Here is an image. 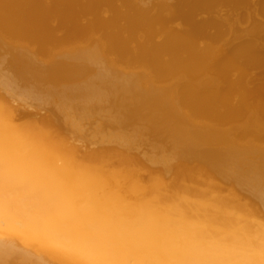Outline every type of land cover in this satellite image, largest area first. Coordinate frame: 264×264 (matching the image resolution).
Masks as SVG:
<instances>
[{"label":"bare ground","instance_id":"6f19581e","mask_svg":"<svg viewBox=\"0 0 264 264\" xmlns=\"http://www.w3.org/2000/svg\"><path fill=\"white\" fill-rule=\"evenodd\" d=\"M9 1L0 0V264H264V126L234 127L209 105L235 91L215 90V75L242 81L264 62V0L136 2L128 32L157 28L167 43L141 57L120 43L119 23L131 19L116 14L121 0H104L115 12L106 20L93 0ZM243 3L256 11L235 40ZM36 7L39 19L12 21ZM89 7L97 36L76 19ZM53 17L65 32L49 34L58 58L42 61L15 40ZM68 37L89 44L69 51Z\"/></svg>","mask_w":264,"mask_h":264},{"label":"rangeland","instance_id":"374dc122","mask_svg":"<svg viewBox=\"0 0 264 264\" xmlns=\"http://www.w3.org/2000/svg\"><path fill=\"white\" fill-rule=\"evenodd\" d=\"M12 1V2H11ZM53 0H45V2H44V0L42 1L43 2V4H50L51 2H52ZM123 1V3L122 4H124L125 6H119L116 10H115V12H116V14H119L120 12H122L123 11V13H127V14H129V11H128V9H130V7H132V6H134L135 5V3L136 2H139V3H141V4H138V3H136V5L138 4V6H140V7H142V4L144 3L145 4V2H146V4H145V6H144V4H143V7H148L149 5H150V3H151V1L152 0H135V1H133V0H121V2ZM144 1V2H143ZM170 2H173V4L176 2V0H169ZM175 1V2H174ZM18 2L20 3H22V0H10L9 1V5L11 6V7H16V6H19L18 5ZM125 2V3H124ZM133 2V3H132ZM143 2V3H142ZM20 3V4H21ZM244 4V3H243ZM91 5H94L95 6V11H97V14H96V16H98V18H103L104 20H106L108 17H110V15L111 14H115V12H113V13H110L111 11H113V10H111V8L109 7V6H107V5H105L104 4V0H93V2H92V4ZM91 5H90V7H91ZM148 5V6H147ZM242 7H243V9H242V7H240L239 5H238V7H237V10H238V12H242L241 13V18L238 20V22H239V25H238V22L236 21V23L235 24H237V26L238 27H236L237 29H241V30H243L242 32H244V33H242L241 32V30L239 31V30H237V32L239 31V33L237 34V36L235 35V30H234V32L232 33V35H235L234 37V39L235 40H237L236 38H239V39H242V37L244 36V34L246 33V29H245V25L247 24L246 22H248L249 21V19H250V16L252 15V14H254V12L257 10V9H259V8H264V4L262 5V4H259L260 6L259 7H257V6H255V9L253 8V6L252 7H250V8H248L247 7V5L246 4H244V5H246V6H243L242 4H240ZM257 5H258V3H257ZM128 6V7H127ZM206 5H204V7H205ZM208 6V5H207ZM206 6V8H204L203 6H202V10H203V8L204 9H206L207 11H206V13L207 14H209V6L207 7ZM262 6V7H261ZM90 7L87 9V11L86 12H84L85 13V15H84V13H83V15H82V13H80L79 14V16H77L76 17V19L80 22V21H82L83 23H84V26H82V32L80 31V33H82V34H85L86 36L87 35H89V33L91 34V33H93L94 31H95V29H94V26H93V24H89V23H87V21H88V19H90L91 17H94L95 15H89L91 12V10L92 9H94L93 8V6H92V9H90ZM248 8V10H249V12L250 13H248L247 11L248 10H246L247 8ZM257 7V8H256ZM96 8H99V10L98 9H96ZM127 10H125V9ZM128 8V9H127ZM207 8H209V9H207ZM239 8H241L244 12H246L245 14H246V16H245V14H244V12L241 10V9H239ZM245 8V9H244ZM253 8V13H251V9ZM151 9H153V8H151ZM200 9V11L202 12V10ZM39 10H41V9H38L37 7L34 9V10H30L31 12H27V14H25L24 16L23 15H17L16 17H18V19L16 18V17H14V16H12L11 18L10 17H8V19L9 20H12V21H14V20H19L21 17H23L22 19L24 20V19H27L26 21H28V22H31L30 21V19L33 21H35V20H37V17H38V19L40 18L39 16H40V14H42V11L40 12ZM155 8H154V10H147L146 12L148 13V14H146V15H148L149 16V12H151L152 14H150V16H152V15H154V13L153 12H155ZM241 10V11H240ZM120 11V12H119ZM126 11V12H125ZM153 11V12H152ZM118 12V13H117ZM165 12H169L168 14L167 13H164L163 15L164 16H170V17H173V19H174V16H172V15H175V13L174 12H172L171 13V11H165ZM203 12L205 13V10H203ZM238 12L236 11V13L238 14ZM6 12H5V10H3L2 9V11L0 10V17L2 18L3 16H4V14H5ZM29 13V14H28ZM89 13V14H88ZM174 13V14H173ZM202 14L201 15V13L198 15V17H197V19H194L193 20V23H195L196 24V22L198 23V22H200V20L199 21H197L198 19H201V20H203L204 19V17H206V16H204V15H207L206 13L205 14ZM165 14H167V15H165ZM223 14V11H221V15ZM244 16H243V15ZM249 14H251V15H249ZM239 15H240V13H239ZM249 17H248V16ZM20 16V17H19ZM26 16V17H25ZM131 17L130 16V14L129 15H127V17ZM202 16V17H201ZM223 16H224V14H223ZM128 17V18H129ZM222 17V16H221ZM242 17H243V19H242ZM0 18V19H1ZM134 17H131V19H127L126 17H125V19L121 22L122 24H124V25H122L121 23H119L121 26H120V33H122L123 35H122V37L120 38V40H121V42H120V40L118 39V41L120 42V43H122L123 41H124V43H127L128 41H131V42H128L129 44H131V49H133L132 51H133V53L130 51V54H131V56L132 57H135V56H137V57H141V55L142 56H147V55H149L150 54V52H151V46L149 47V45H152L153 43H154V41L155 42H160V43H162L163 41H165L166 39L164 38V34H162L161 33V31L162 30H160L159 32H158V30H157V28L156 29H154L153 31L154 32H152L151 33V31H150V33L149 32H145L144 31V29L142 28V27H140L141 28V31L142 32H140L139 30H140V28L139 29H137V31H139L140 32V34H137L138 36H140L141 34H143V33H146V36H143V35H145V34H143L142 36H143V38H142V36H140V37H138V39H136L137 37H133L132 35H133V33H134V36H136V33H139V32H137L136 30H132L131 29V31L133 32H131V31H129L128 32V29L130 30V26H131V24H133V23H127L128 21H130V20H132L131 22H134V19H133ZM244 18L245 19H248V21L247 20H244ZM53 19V20H52ZM51 19V21L49 22V23H47L46 24V27H44V26H42V27H44V28H41V27H39V29H41V30H39L38 28H36L37 30H35V31H27V32H29L30 33V35L27 37V38H25V39H21L20 41H18V40H15L18 44H20V45H25L26 47H29V49H31L32 50V52L34 53V55L39 59V60H48V59H51V58H53L54 57V54L56 55V52L58 51L57 49H56V45H55V43L54 42H52L49 38H51L50 37V35H54V37H63L64 36V32H65V30L63 29V28H61V27H59L60 25H59V23H60V18L58 19V18H56V17H53ZM243 21H242V20ZM196 20V21H195ZM126 21V22H125ZM81 22V23H82ZM127 23V26H129L130 28H128V29H126L127 27L125 26V23ZM240 22H242V24H245V25H243L242 26V24L240 25ZM176 22L174 21V23H173V28H176V29H180V28H182L183 27V23H179L178 21H177V23L175 24ZM179 23V24H178ZM215 24H218L217 22H214ZM129 24V25H128ZM175 24V25H174ZM181 25V26H180ZM194 25V24H193ZM1 27H0V32H2L3 30H1V29H3V26L2 25H0ZM215 26V25H214ZM239 26H241V27H239ZM119 25L116 27L117 28V31H119ZM124 29H126L127 30V32L128 33H130L131 32V34H127V32L125 33V31L126 30H124ZM135 29V28H134ZM155 30H156V32H155ZM85 31V32H84ZM53 32V33H52ZM147 33L148 34H150V35H147ZM161 33V34H160ZM50 34V35H49ZM126 34V35H125ZM242 34V35H241ZM58 35V36H57ZM92 35H94V36H97L98 34L96 33L95 34V32L92 34ZM127 35H130L129 37L131 38H127ZM123 36H124V39H123ZM126 36V37H125ZM133 37V38H132ZM144 37H145V39H144ZM158 37V38H157ZM10 38H12V37H10ZM73 38L74 37H68V41H70L71 43H72V45H71V43L70 42H67V38H65L64 40H66V42L67 43H65V41H64V46L66 45V50H73L74 48H76L75 47V45L76 46H78L79 45V47H81L82 45V47H84V46H87L88 44H89V42L87 41H82V42H78V43H74V41H73ZM232 38H233V36H232ZM28 39V40H27ZM48 39V41H46ZM127 39V40H126ZM134 39V40H133ZM142 39H144L143 41H142ZM156 39V40H155ZM238 39V40H239ZM24 40H25V43H23L24 42ZM38 40V41H37ZM50 40V41H49ZM136 40H138L139 42H136L135 43V41ZM141 40V41H140ZM262 40V39H261ZM260 40V43H262L263 41H264V39L261 41ZM117 41V42H118ZM132 41H134V42H132ZM35 43V45H34V43ZM50 42V43H49ZM84 42H85V44H84ZM166 42V41H165ZM200 42V41H199ZM197 43L199 46L198 47H201V46H207V43H206V41H205V43L206 44H202V43H204V41H202V42H200V43ZM31 43H33L32 45H30ZM45 43V44H44ZM87 43V44H86ZM127 43V44H128ZM164 43V42H163ZM162 43V44H163ZM243 44H241V43H238V45H245V46H249L248 44H244L245 42H242ZM42 44V45H41ZM69 44V45H68ZM74 44V45H73ZM78 44V45H77ZM133 44V45H132ZM146 46V47H144V48H139V46L140 47H142V46H144V45ZM147 44H148V47H147ZM165 45L167 44V43H164ZM202 44V45H201ZM250 44V43H249ZM38 47H37V46ZM55 45V46H54ZM81 45V46H80ZM237 45V46H238ZM54 46V47H53ZM137 46H138V48L139 49H141V50H139L138 48H137ZM244 46V47H245ZM133 47H135L136 49H138V50H136V49H134ZM39 50H38V49ZM64 48V47H63ZM147 49V51H144V50H146ZM150 48V49H149ZM202 48V47H201ZM36 49V50H35ZM43 49V50H42ZM51 49V50H50ZM148 49H149V51H148ZM54 50H56V51H54ZM166 50H167V48L162 52L163 54H165L166 53ZM50 51V52H49ZM53 51V53H51ZM136 51V52H135ZM139 51V52H138ZM144 51V53H142ZM40 52V53H39ZM140 52H141V54H140ZM146 52H148V53H146ZM48 53H50V54H48ZM139 54V56L137 55V54ZM47 54V55H46ZM134 54H136V55H134ZM37 55H39V56H37ZM48 55H50V56H48ZM58 55H56V57L55 58H58L57 57ZM131 56H129V57H131ZM214 56V55H213ZM47 57H49V58H47ZM181 56H180V54H179V58H180ZM42 58V59H41ZM178 58V55L175 57V59H177ZM209 58V57H208ZM210 58H211V56H210ZM174 59V58H173ZM190 60V61H189ZM188 63V67H190V64L191 65H193V63H194V58L192 59V58H189L187 61H185V64H186V67H187V63ZM137 68L138 69V67H136V66H132L131 68H128V70L130 69H132L133 71L134 70H136L137 71V69H135V68ZM142 69H143V67H141ZM140 68V71L142 70ZM146 67H144V69H145ZM144 69H143V71H144ZM147 69V68H146ZM263 69H264V62H258L257 64H255L254 65V67H253V70H252V76H251V78H247V79H244V80H242V81H237V80H234L233 78H229V79H226V78H224L222 75H220V74H217V75H215L214 76V79L216 80V82H217V85H219V87L218 88H216L215 90H218L219 88H221V89H227V88H230V89H233L234 88V92H231V93H218V95H220L221 96V98L223 99V103L222 104H209L210 105V107L211 108H213V109H215V110H217V112H219V114H220V117L221 118H224V121L227 123V124H231V125H233L234 127H239V126H241V125H244L245 123H247L248 121H251L252 119H254V120H256L261 126H264V117H263V109H262V104H263V98L260 96L261 95V93L264 91V71H263ZM227 70L228 69H226L223 73H227ZM139 71V70H138ZM177 71H179L178 72V76H174V74L177 72ZM175 73L173 72V81L174 82H176V78H177V80H178V78L180 79L181 77H183L184 76V73H182V71H180V70H177ZM193 70H190V72L191 73H189V74H194V71L192 72ZM145 73H150V71H149V69H147L146 71H144ZM230 71L228 70V73H229ZM181 73V74H180ZM186 75H187V73H186ZM161 84H163V85H161ZM161 84H157L159 87L160 86H164V83H161ZM166 85V84H165ZM215 90H213V91H211V92H209V93H207V94H205L204 96H206V97H209V96H212V95H215V94H217L216 92H215ZM224 91H226V90H224ZM249 91L250 92H256L257 93V96H256V98H254V99H251V98H249V97H246L247 96V94L249 93ZM253 104H255V106L254 107H251V108H248L247 110H245L244 112H242V110H241V107H244V106H248V105H253ZM242 112V115L241 116H237L236 117V113L237 112ZM25 119V118H24ZM23 120H20V122H22ZM215 124V123H214ZM249 140H251V137L249 136V134H242L241 135V141L242 142H245V143H247V141H249ZM259 144H261V145H263L264 146V142H259ZM94 146V145H93Z\"/></svg>","mask_w":264,"mask_h":264}]
</instances>
